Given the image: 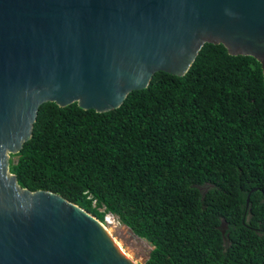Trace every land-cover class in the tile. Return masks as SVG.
Segmentation results:
<instances>
[{"label": "trees", "instance_id": "1", "mask_svg": "<svg viewBox=\"0 0 264 264\" xmlns=\"http://www.w3.org/2000/svg\"><path fill=\"white\" fill-rule=\"evenodd\" d=\"M11 157L21 187L146 240L144 264H264V86L249 55L204 43L183 75L156 71L104 112L44 102Z\"/></svg>", "mask_w": 264, "mask_h": 264}, {"label": "water", "instance_id": "2", "mask_svg": "<svg viewBox=\"0 0 264 264\" xmlns=\"http://www.w3.org/2000/svg\"><path fill=\"white\" fill-rule=\"evenodd\" d=\"M204 43L253 57L264 86V0H0V264H138L89 211L21 187L9 160L42 103L115 109Z\"/></svg>", "mask_w": 264, "mask_h": 264}, {"label": "rangeland", "instance_id": "3", "mask_svg": "<svg viewBox=\"0 0 264 264\" xmlns=\"http://www.w3.org/2000/svg\"><path fill=\"white\" fill-rule=\"evenodd\" d=\"M11 160L14 161L15 157H12ZM98 210L102 211L101 208ZM103 224L130 257L138 264H144L147 254L151 249L150 244L146 240L136 236L130 229L118 221L107 225L105 220H103Z\"/></svg>", "mask_w": 264, "mask_h": 264}, {"label": "built area", "instance_id": "4", "mask_svg": "<svg viewBox=\"0 0 264 264\" xmlns=\"http://www.w3.org/2000/svg\"><path fill=\"white\" fill-rule=\"evenodd\" d=\"M103 219H107L108 225L117 222L116 218L112 214H110V213L105 214L104 217H103ZM102 222H103V220H102Z\"/></svg>", "mask_w": 264, "mask_h": 264}, {"label": "bare ground", "instance_id": "5", "mask_svg": "<svg viewBox=\"0 0 264 264\" xmlns=\"http://www.w3.org/2000/svg\"><path fill=\"white\" fill-rule=\"evenodd\" d=\"M105 223L108 225V221L107 219H104ZM103 223V222H102ZM103 226V228L111 235V233L108 231L107 227H105L103 224H101ZM112 236V235H111ZM113 237V236H112ZM113 239L115 240V238L113 237ZM115 242L118 244V242L115 240ZM119 245V244H118Z\"/></svg>", "mask_w": 264, "mask_h": 264}, {"label": "clouds", "instance_id": "6", "mask_svg": "<svg viewBox=\"0 0 264 264\" xmlns=\"http://www.w3.org/2000/svg\"><path fill=\"white\" fill-rule=\"evenodd\" d=\"M105 214H108V213H105ZM104 214V215H105ZM111 214V213H110ZM104 215H103V217H104ZM114 216V215H113ZM115 217V216H114ZM116 218V217H115ZM102 220H103V218H102ZM102 220H99L100 221V223L102 224ZM117 220V219H116ZM105 226V225H104Z\"/></svg>", "mask_w": 264, "mask_h": 264}]
</instances>
